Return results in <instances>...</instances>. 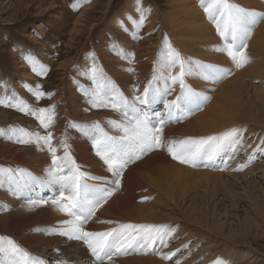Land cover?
I'll return each instance as SVG.
<instances>
[{
  "label": "bare ground",
  "instance_id": "1",
  "mask_svg": "<svg viewBox=\"0 0 264 264\" xmlns=\"http://www.w3.org/2000/svg\"><path fill=\"white\" fill-rule=\"evenodd\" d=\"M142 1L125 0L106 27L102 28L105 40L97 42L93 52L86 50L80 54L77 64L85 76L82 75L76 81L74 90L69 86V93L64 91L68 102L73 105L69 113L63 109L62 118L55 129L56 138L59 139L57 155L64 154L59 143L63 140L69 145L71 158L80 170L88 176L100 178L85 177L89 185L114 189L107 197V202L103 206L99 204L83 228L89 232H103L119 224L129 223L166 224L174 228L164 243L157 242L139 250L130 249L126 254L114 255L111 260H105L104 264H215L218 259L224 264L261 263L262 255H258L254 248H241L242 243L239 244L237 238L239 229H244L242 223L253 224L259 215L264 218V62L261 61H264V0H229L259 18L251 27L250 36L244 41L249 59L241 68H237L226 53L216 51L224 46L225 41L218 34L215 23L204 12L200 0H168L164 11L158 5ZM91 2L89 7L83 8L76 20L72 35L74 30L81 33L76 29L80 19L86 21L97 6L103 5L95 0ZM112 2L110 0L105 4L110 6ZM142 9L148 10L146 19L143 26L137 28L134 21L141 15ZM109 11L105 10V16ZM96 26L95 23L90 25L93 34ZM104 28L110 32V39L103 33ZM144 29L149 33L148 37L157 33V40L154 42L142 37ZM165 39L181 57L228 69L230 74L216 82L203 79L198 69L194 74L186 76L185 83L208 99L202 101L199 108L183 107L178 113V120L168 121L161 133L162 146L144 152L143 158L133 157L127 164V170H122L119 187H116L112 183V173L96 155L91 136H85L78 127L72 125L73 122L81 125L83 121H88L82 117L96 116L93 120L112 129V132L106 131L108 135L122 136L123 132L109 122L125 121L126 117L111 107H93L89 103L90 96L84 94L90 93L89 87L94 85L90 78L91 69L96 68L100 72V68L103 76L112 82L116 90L125 85L130 91V96L125 97L132 101L135 95H139L137 89L142 92L148 81L152 80L154 70L159 67ZM129 54L134 62L125 61L127 65L121 60H126ZM20 62L19 59L16 67L22 69L24 65H20ZM68 67L66 70L70 71ZM134 68L138 77L135 83L127 80L131 76L129 72L133 73ZM80 69L75 71L79 72ZM176 71L178 69H173V74ZM19 85L23 97L27 95L30 98L27 87ZM173 88L165 98L159 96V100L163 99L162 103H153V108L149 104L142 106L152 124L157 119L152 118L151 112L166 114L164 102L175 100L180 95L179 86L174 85ZM25 101L28 105L35 104L33 98L26 97ZM99 114L102 116L99 117ZM88 127L92 128L91 125ZM233 127L243 129L242 142L235 151L229 149L221 152L211 162L199 160L194 166L181 163L173 159L167 150L169 141L219 135ZM32 144L20 152V148L12 151L0 144V164L14 162L19 166H27L31 169L29 177L40 182L47 176L52 157L48 158L45 152L47 148L43 151V147ZM27 155L28 164L24 160ZM21 174L15 173V176ZM8 176L10 181L5 179V173L0 172V199H3L0 201V232L12 239L15 236L18 245L31 256L43 259L45 264H57L58 261H64L65 264H98L83 240L48 234L50 229L66 227L60 222L71 217L61 213L53 203H37L30 207L27 200L31 199L30 193L36 194L37 190L32 189V185L28 190V185L21 184L22 188H17L19 193L15 189L14 179L10 174ZM43 187L53 191L56 189ZM40 191L44 192V189ZM55 193L50 191V195L41 198L46 200L53 195L58 197V193ZM225 199L229 200L230 205H227ZM240 202L245 204L240 208H245L242 210L245 222L237 216ZM19 206L24 208L23 212L18 210ZM228 207L233 210L230 211ZM241 233L245 235V232ZM190 240V245H186ZM165 256L169 258L165 259Z\"/></svg>",
  "mask_w": 264,
  "mask_h": 264
},
{
  "label": "snow or ice",
  "instance_id": "2",
  "mask_svg": "<svg viewBox=\"0 0 264 264\" xmlns=\"http://www.w3.org/2000/svg\"><path fill=\"white\" fill-rule=\"evenodd\" d=\"M200 4L208 18L215 23L218 34L225 41L224 46L217 48L216 51L226 53L237 68L244 67L249 59L245 53L247 44L244 41L250 36V29L258 22L259 18L254 13L230 3L229 0H200ZM147 11L142 9L139 18L134 21L137 28L143 26ZM161 57V63L154 70L152 80L148 81L142 92L137 89L139 95H135L132 101L120 94L112 82L107 80L96 68L91 69L90 78L95 87L90 93L85 92L84 94L90 96L89 103L93 107H111L126 117L125 121L109 122L119 128L123 135L110 136L98 126L90 129L75 122L72 126L78 127L85 136H91L96 155L107 165L114 177L112 183L116 187H119V176L122 175V170L133 157L139 159L140 154L152 150L153 147L162 146L161 133L168 121L178 120L180 118L178 113L183 107L199 108L201 102L208 99L207 96H202L185 83L186 76L194 74V71L198 69L203 79L216 82L230 74L228 69L181 57L180 53L173 49L166 39ZM25 59L32 66L33 72H36L37 75L44 74L46 69L43 66L37 71V62L34 58L26 56ZM173 69H178V71L173 74ZM129 70L131 71V69ZM174 85L179 86L180 95L175 100L164 102L166 114L154 113L157 123L152 124L142 106L152 103L161 95L170 94V91L174 90ZM29 90L31 91V89ZM33 95L38 100L48 94L36 90ZM0 105L17 108L19 111L35 117L45 129L53 123L54 109L51 111L49 109L34 110L18 97L8 96L0 98ZM242 132L243 129L233 127L219 135L169 141L167 150L173 159H178L181 163L194 166L199 160L206 159L211 162L221 152H227L229 149L235 151L242 142ZM0 136L15 143H37L40 147L48 148L52 164L47 170L46 178L39 183L46 187L57 188L58 197H53L52 203L57 205L61 213L71 217V219L60 222L66 227L50 229L48 234L83 240L98 264H104L105 260H111L114 255L126 254L130 249L139 250L151 247L157 242L164 243L174 232V228L166 224L131 223L119 224L118 227L103 232L85 231L83 224L94 215L95 208L105 201L114 189L89 185L85 177L87 179L100 178L88 176L87 173L80 170L71 158L68 151L69 145L63 140L59 143L64 149V154L58 156L57 147L52 145L51 132L47 135H40L39 132L13 127L6 132L0 131ZM5 179L11 180L7 173H5ZM37 203H47V201L31 199L28 201L30 207ZM164 258L168 259L169 257L165 256ZM0 264H45V262L41 258L31 256L14 240L0 237ZM57 264H65V262L58 261ZM215 264H224V262L218 259Z\"/></svg>",
  "mask_w": 264,
  "mask_h": 264
},
{
  "label": "rangeland",
  "instance_id": "3",
  "mask_svg": "<svg viewBox=\"0 0 264 264\" xmlns=\"http://www.w3.org/2000/svg\"><path fill=\"white\" fill-rule=\"evenodd\" d=\"M91 1L92 0H0V98L5 96L18 97L24 102H26V97L27 99L33 98L35 104L29 105L32 109H49L50 111L54 109L53 123L49 128L45 129L40 125L39 121L35 117L21 112L17 108L0 105V131L6 132L8 129L15 127L25 128L31 132H39L40 135H47L51 132L53 136L52 145L57 147L59 139L57 140L56 138V126L60 123L59 119L61 120L62 118L63 109L69 113V111H71V106L73 105L71 102H68L69 100L65 97L66 95L64 94V91L65 93H69V86L71 87L70 89L74 90L77 84L76 81H78L82 75L85 76L83 69H80V66L77 64L79 56L86 50L88 52H93V50L97 47L96 43L105 40L104 35L101 33L102 28L106 27L105 25L111 20L113 14L116 11H119L122 4L125 2V0H112L114 2H112L109 6L105 3L110 0H95L97 3L103 5L97 6L94 10L95 12L90 13V18L86 21L80 19L78 22L79 25H77L76 29H79L81 33L79 34L74 30L72 35L71 31L73 26L75 27L77 22L76 20L79 15L82 14L81 12L83 11V8H87L92 4ZM142 2H145L146 4L158 5L159 9L161 8L160 10L164 11L168 0H143ZM105 10H110L109 14L106 16L104 14ZM94 23L97 24V26L94 29L93 34L90 25H93ZM103 33L108 39H110V32L107 28L103 29ZM148 35L149 33L146 32V29L141 32L142 37H146L148 40H152L154 42L157 40V33L152 34L150 37H148ZM133 52L135 53L136 51L134 50ZM25 55L34 58L37 62V71L40 70L41 66L46 69L43 75H37L36 72L32 71V66L25 59ZM131 56L132 55H130L126 60L122 59L121 61L126 63L129 60H133V58L131 59ZM117 57L121 59L120 56ZM19 59L21 60L19 64L24 65V67H22L23 70L16 67ZM261 61L264 62L263 60ZM132 62H134V60ZM66 67L70 68V71H67ZM90 67H92V65H90ZM77 68L80 69L79 72L75 71ZM18 70L20 71L18 72ZM99 71L102 73L100 68ZM128 75H131L132 77L127 76L129 77L127 80L129 79L135 83L138 78L135 68L133 69V73L129 72ZM19 84H21L23 88L27 87V92L28 95L30 94V98L27 95L26 97H23V93L19 92ZM93 87H95V85H91V87H89L90 91L93 90ZM29 89H31V91ZM36 90L47 93L48 95L37 100L33 95V92ZM117 91L124 97L130 96V91L125 85H121V88ZM162 97L165 98V95ZM159 98L161 97H157V99L149 105L152 107L153 103H162L163 99L159 100ZM32 106L36 107L34 108ZM203 106L204 105H202V107ZM151 113L152 118H154V113ZM68 116L70 115L68 114ZM101 116L102 114H99V117ZM82 118L88 119V121H83L81 123V125L87 128H90L88 126L91 125L92 128L98 126V128L103 130V132L110 130L108 125L103 124L102 126L97 123L96 120H93L94 118L96 119V116L88 115ZM110 131L112 132V129ZM113 133L115 134V132ZM0 144L6 145L7 148L12 149V151H18L20 148V152L28 149L30 143H15L6 139L4 136H0ZM32 145L40 147L37 143H33ZM46 148V146L43 147V151H45ZM45 152L47 153L48 158H51V156H49L51 155L50 152ZM142 156L143 154H140V157ZM24 160L26 164H28L29 156H24ZM1 166H3V168L0 172L10 174L14 179V186L17 192L21 193L17 190V188H22L21 184L24 186L28 185V187L30 185L34 186L32 189H36L37 193H30L31 199L34 198L37 201H47V203L50 204L52 203L51 201L54 195L52 198L47 197L46 200L41 197L50 195V191L58 193L57 188L53 191L50 188L43 187L38 181L32 180V177H29L31 169L27 166H19L14 162H8L2 165L0 164V167ZM127 167L128 166L126 165L125 170H127ZM19 172L22 174L16 177L15 173ZM25 181L27 182L25 183ZM41 189H44V192H41ZM28 190H30V187ZM225 200L228 202L227 205H230L229 200ZM0 201L2 202L3 199L1 198ZM106 202V200L102 201L100 205L103 206ZM22 203L25 202L22 201ZM3 204H5V202H3ZM240 204L241 207L238 209L240 211L237 216L245 222L243 216L244 212L242 211L245 210V208L240 209L243 208L245 204L242 202H240ZM19 207V211H24V208L21 206ZM245 207L247 208V206ZM96 208H99V205ZM228 208L230 211L233 210L230 207ZM252 215L255 216V214ZM242 224L244 229H239L238 227L237 229H239V233L243 236L238 234L237 242H239V244L242 243L241 248L248 247L250 249L254 248L253 250L256 249V253L258 255H262L263 257L262 262L256 264H264V218L259 215L253 224ZM241 232H245V235ZM0 237L12 239L11 237L4 235V232H0ZM12 240L15 241L17 239L14 236V239ZM190 243L191 240L186 245L189 246Z\"/></svg>",
  "mask_w": 264,
  "mask_h": 264
}]
</instances>
